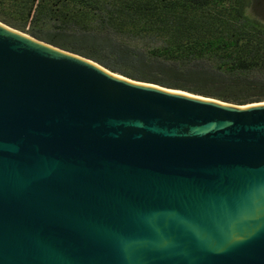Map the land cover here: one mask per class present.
I'll return each mask as SVG.
<instances>
[{
    "label": "water",
    "instance_id": "1",
    "mask_svg": "<svg viewBox=\"0 0 264 264\" xmlns=\"http://www.w3.org/2000/svg\"><path fill=\"white\" fill-rule=\"evenodd\" d=\"M0 264H264V102L134 81L0 22Z\"/></svg>",
    "mask_w": 264,
    "mask_h": 264
},
{
    "label": "trees",
    "instance_id": "2",
    "mask_svg": "<svg viewBox=\"0 0 264 264\" xmlns=\"http://www.w3.org/2000/svg\"><path fill=\"white\" fill-rule=\"evenodd\" d=\"M253 0H0V22L128 79L235 105L264 102Z\"/></svg>",
    "mask_w": 264,
    "mask_h": 264
},
{
    "label": "rangeland",
    "instance_id": "3",
    "mask_svg": "<svg viewBox=\"0 0 264 264\" xmlns=\"http://www.w3.org/2000/svg\"><path fill=\"white\" fill-rule=\"evenodd\" d=\"M253 7L255 12L264 17V0H253Z\"/></svg>",
    "mask_w": 264,
    "mask_h": 264
}]
</instances>
